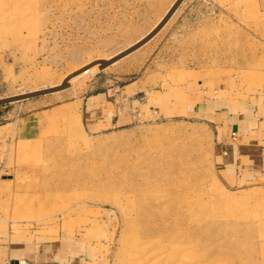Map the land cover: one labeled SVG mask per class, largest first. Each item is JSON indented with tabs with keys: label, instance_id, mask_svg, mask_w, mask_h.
Masks as SVG:
<instances>
[{
	"label": "rangeland",
	"instance_id": "rangeland-1",
	"mask_svg": "<svg viewBox=\"0 0 264 264\" xmlns=\"http://www.w3.org/2000/svg\"><path fill=\"white\" fill-rule=\"evenodd\" d=\"M172 4L0 0V99L83 75L145 37ZM244 5L228 8L230 33L220 35L235 38L232 64L186 65L198 51L181 48L179 6L153 39L113 65L57 93L0 106L21 115L38 102L51 115L27 153L0 150V264L8 248L60 238L88 241L103 264H148L131 248L152 242L161 250L170 231L189 248L185 264L192 255L202 264H264V193L218 174L210 126L186 112L263 88L264 9ZM94 95L110 102L105 114L90 109ZM118 105L125 116L111 122Z\"/></svg>",
	"mask_w": 264,
	"mask_h": 264
},
{
	"label": "crops",
	"instance_id": "crops-1",
	"mask_svg": "<svg viewBox=\"0 0 264 264\" xmlns=\"http://www.w3.org/2000/svg\"><path fill=\"white\" fill-rule=\"evenodd\" d=\"M175 1L173 0V3ZM216 2L217 5L209 6L200 0H184L180 5L182 20L187 25L183 27L186 31L183 30L181 48L186 51H198L194 58L186 57V65L213 67L232 64L235 56V38H220L221 34L230 33L227 28L233 17L228 8L239 2L243 3V8L244 4L253 3L261 12V9H264V0ZM215 16L222 18L223 24L225 23L222 29L215 25ZM221 50L227 51V57L225 54L220 57ZM262 87L239 99L218 98L210 102L208 99L202 100L197 103V107L190 111L186 109V112L195 114L210 126L218 174L230 186H248L264 193V83ZM201 95L203 97L204 92L197 96ZM98 97L99 95H94L89 98V106L103 115L110 102ZM117 107L119 109L115 117L109 115L111 122H117L125 116L124 107ZM49 111L36 102L25 104L21 115L16 111L0 112V150L16 149V152L27 153L32 147L30 144L48 126L47 118L51 116ZM17 246L7 249L4 264H103L101 253L96 252V249L83 239L74 241L60 238L49 243L29 241Z\"/></svg>",
	"mask_w": 264,
	"mask_h": 264
},
{
	"label": "bare ground",
	"instance_id": "bare-ground-1",
	"mask_svg": "<svg viewBox=\"0 0 264 264\" xmlns=\"http://www.w3.org/2000/svg\"><path fill=\"white\" fill-rule=\"evenodd\" d=\"M177 1V0H176ZM175 3V2H174ZM173 3V4H174ZM172 7V6H171ZM170 7V8H171ZM169 11V10H168ZM166 15V14H165ZM164 15V16H165ZM164 18V17H163ZM162 18V19H163ZM162 19H160L159 23L162 21ZM158 23V24H159ZM157 24V25H158ZM167 24V23H166ZM165 24V25H166ZM156 25V26H157ZM155 26V27H156ZM154 27V28H155ZM153 28V29H154ZM152 31V30H151ZM150 33V32H149ZM148 33V34H149ZM147 34V35H148ZM146 35V36H147ZM145 36V37H146ZM144 38V37H143ZM142 38V39H143ZM141 39V40H142ZM140 41V40H139ZM137 43V42H136ZM134 45V44H133ZM132 45V46H133ZM131 47V46H130ZM128 49V48H127ZM126 50V49H125ZM124 50V51H125ZM123 52V51H122ZM121 53V52H120ZM119 54V53H118ZM117 54V55H118ZM116 56V55H115ZM113 56V57H115ZM112 57V58H113ZM110 58V59H112ZM108 59V60H110ZM106 60V61H108ZM116 63V62H115ZM114 64V63H113ZM101 69V64H99L98 66L94 67L93 69H91L90 71L84 73L83 75L77 77V78H74L72 80H69L68 83H69V86L82 80L83 78L93 74V73H96L97 71H99ZM62 84H57V85H54V86H51L49 88H54V87H58ZM46 89V88H45ZM42 90V89H41ZM38 91V90H36ZM33 92V91H32ZM166 226H168L167 222H165ZM179 228V227H178ZM181 229V228H180ZM182 230V229H181ZM144 234H147L146 232ZM148 234H151L152 237L153 234L152 233H148ZM179 233L178 231H175V232H172L170 231V234L169 236H164V240L160 241V242H167L166 244H164V246L161 248V250L157 249V247H155V245L151 242V243H148L149 245L146 246L145 248H143L142 250L140 249L139 251V248H138V245L136 243V246L135 248H131V245L129 247V249L131 248L130 250V255L132 257H134L135 260L138 261L139 259V255H141L142 257L146 258L145 261H149L148 264L152 263V264H185L183 262V258H184V255H185V251L186 249H189L185 243L183 242V240L181 239V242L179 243L178 240H175L176 237H178ZM167 237V238H166ZM148 239V238H147ZM153 240V239H152ZM148 241V240H146ZM142 242V241H141ZM145 242V241H144ZM133 244V243H132ZM146 245V244H145ZM138 249V250H137ZM151 249H152V252H151ZM148 251V252H147ZM149 253V254H148ZM148 254V256L146 257V255ZM177 258L181 259V262H176L174 263L173 261H177ZM192 260L190 261L191 263H187V264H202L201 261L199 259H193L194 258V255L191 256ZM212 260H208L206 263H210ZM138 264H140L138 262Z\"/></svg>",
	"mask_w": 264,
	"mask_h": 264
},
{
	"label": "water",
	"instance_id": "water-1",
	"mask_svg": "<svg viewBox=\"0 0 264 264\" xmlns=\"http://www.w3.org/2000/svg\"><path fill=\"white\" fill-rule=\"evenodd\" d=\"M183 1L184 0L175 1V3L172 5V7L166 13V15L164 16L162 21L142 40L138 41L137 43H135L133 46L129 47L125 51L119 53L118 55H116L112 59H110L108 61L99 62L101 64V69H104V68H107V67L113 65V63L118 62L119 60L127 57L131 53L135 52L136 50H138L139 48H141L142 46L147 44L151 39H153L163 29L165 24L170 20V18L177 11V9L179 8V6L181 5V3ZM68 81L69 80L63 82L62 85H60L58 87L46 88V89H42V90H38V91H33V92H28V93H24V94H20V95L1 98L0 99V106H4L7 104L20 102V101H24V100L33 99V98H37V97L44 96V95L57 93L59 91L66 89L67 87H69ZM15 264H19V263L16 262Z\"/></svg>",
	"mask_w": 264,
	"mask_h": 264
},
{
	"label": "built area",
	"instance_id": "built-area-1",
	"mask_svg": "<svg viewBox=\"0 0 264 264\" xmlns=\"http://www.w3.org/2000/svg\"><path fill=\"white\" fill-rule=\"evenodd\" d=\"M19 264H22V263H19ZM41 264H60V263H41Z\"/></svg>",
	"mask_w": 264,
	"mask_h": 264
}]
</instances>
